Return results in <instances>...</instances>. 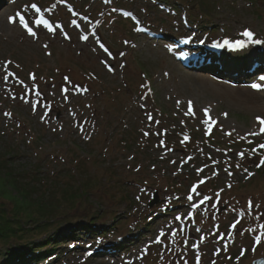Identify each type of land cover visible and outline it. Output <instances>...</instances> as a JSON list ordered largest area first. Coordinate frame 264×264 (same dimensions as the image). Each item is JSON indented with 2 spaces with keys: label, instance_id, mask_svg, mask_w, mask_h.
Masks as SVG:
<instances>
[{
  "label": "rangeland",
  "instance_id": "obj_1",
  "mask_svg": "<svg viewBox=\"0 0 264 264\" xmlns=\"http://www.w3.org/2000/svg\"><path fill=\"white\" fill-rule=\"evenodd\" d=\"M178 1L208 12V25L197 13L192 17L202 19L204 31L235 34L247 26L264 41V0ZM95 4L131 8L145 25L157 20L170 33L165 38L179 32L175 17L164 18L149 0H0V200L6 213L15 204L8 192L21 204L7 176L19 173L38 183L31 203L45 207L42 214L71 224L60 232L80 222L100 235L117 225V234L105 240L130 248L105 261L99 256L110 251L93 235V244L59 250L51 264H246L256 249L264 253V125L257 120L264 119V82L255 83L260 89L223 85L218 80H230V68L223 70L227 77L208 74L193 67V53L181 65L183 52L161 35L150 41L120 17L84 9ZM39 12L50 25L38 24ZM227 57L222 60L231 63ZM7 58L14 61L6 65ZM32 70L43 77L33 79ZM80 71H90L91 81ZM189 102L194 115H186ZM210 133L215 137L204 141ZM78 189L84 194L74 198ZM205 196L210 199L201 204ZM150 199H157L152 207ZM239 215L244 220L237 225ZM216 222L226 225L223 236L211 232ZM240 226L249 238L234 247L246 234Z\"/></svg>",
  "mask_w": 264,
  "mask_h": 264
},
{
  "label": "trees",
  "instance_id": "obj_2",
  "mask_svg": "<svg viewBox=\"0 0 264 264\" xmlns=\"http://www.w3.org/2000/svg\"><path fill=\"white\" fill-rule=\"evenodd\" d=\"M7 176L9 177V179H11L12 183L10 186H12L13 191L15 190V191L19 192L18 198H19V201L21 203V204L17 203L18 199H15V197L13 195L14 192H11V194L9 192H8L9 194L7 193V195L10 196L8 198L12 199V201L18 205V206L15 205V213H14L15 215L13 216L14 219H17V214L20 212L25 214L26 216H28L29 219L34 217V215H36L37 213L44 212L45 207L40 206V204L37 202H35V204L31 203V200L33 199L31 196L32 195L31 192H33V189H34V187L32 185H30L26 181H23V179H20L19 173H18V175L9 173V175H7ZM7 182H9V181L7 180ZM1 192L3 195V193L5 191L1 190ZM83 194L84 193L82 192V190L78 189V191L75 194L76 196L74 198H76V197L79 198V196H82ZM3 207H4L3 205H0V239L6 240L11 235L15 234L13 232L16 229H19V226L16 223H14L13 221L9 220L8 217L5 216V212H4L5 209ZM36 207H38L39 210H41V209H43V210L39 211ZM110 227H111V229L115 228V226H113V225ZM70 237H73V236H70ZM50 251H52V250H48V252H50Z\"/></svg>",
  "mask_w": 264,
  "mask_h": 264
},
{
  "label": "snow or ice",
  "instance_id": "obj_3",
  "mask_svg": "<svg viewBox=\"0 0 264 264\" xmlns=\"http://www.w3.org/2000/svg\"><path fill=\"white\" fill-rule=\"evenodd\" d=\"M32 7H33V8H37V6H36L35 4H33ZM37 11H39V8H37ZM21 22H23V17H21ZM44 23L47 24V21H44ZM25 27H27V24H25ZM28 31H29L30 34L35 35V33L32 31V29L29 28ZM244 34H245L246 36H248V37H251V36L253 35V33H252L251 31H245ZM83 38H84V39H87V37H83ZM101 47L104 48V45L101 44ZM104 50H105V52L108 51L106 48H104ZM8 63H11V62H8ZM5 67H6V65H5ZM9 75H14V74L9 73L8 75H5V76H4V79L7 80V79L9 78ZM33 79H34V76H33ZM65 79H67V78H65ZM253 87H254V88H257V89H260V88L262 87V85H261V84H254ZM207 111H208V110H205V113H207ZM9 115H10V114H9ZM186 115H194V113H193L192 110H191V102H189V112L186 113ZM149 118H151V117H149ZM257 120H259L260 123H261L262 125H264V119H261L260 117H257ZM205 123H207V121H205ZM261 132H264V127L261 128ZM258 134H259V133H252V135H258ZM185 139H188L187 135H185ZM259 147L264 148V145H260ZM253 151H255V149H253ZM240 155L243 156V153H241ZM260 163H261V164H264V159H261V162H260ZM237 166H239V165H237ZM257 166L259 167L260 165H257ZM198 171H201V170H198ZM245 171H247V170H245ZM203 182H204L203 180L200 181V183H203ZM191 192H192V193H196L197 195H199V193L197 192V186H196V185H193V186H192ZM192 199H193L192 194H189V195H188V200L191 201ZM208 199H210V198L207 197V196H205V197L203 198V200H201L200 203L202 204L205 200H208ZM249 204H250V206H251V202H249ZM192 207H196V205H192ZM176 219L179 220L180 217L177 216ZM260 240H261V237H260V236H257V237H256V242L259 243ZM242 254H243V252H242Z\"/></svg>",
  "mask_w": 264,
  "mask_h": 264
},
{
  "label": "bare ground",
  "instance_id": "obj_4",
  "mask_svg": "<svg viewBox=\"0 0 264 264\" xmlns=\"http://www.w3.org/2000/svg\"><path fill=\"white\" fill-rule=\"evenodd\" d=\"M250 53H252V54L249 55L250 58H248V59H253L254 56H256V55H260L257 51H253V52H250ZM254 59H255V58H254Z\"/></svg>",
  "mask_w": 264,
  "mask_h": 264
},
{
  "label": "water",
  "instance_id": "obj_5",
  "mask_svg": "<svg viewBox=\"0 0 264 264\" xmlns=\"http://www.w3.org/2000/svg\"><path fill=\"white\" fill-rule=\"evenodd\" d=\"M252 264H264V259L254 261Z\"/></svg>",
  "mask_w": 264,
  "mask_h": 264
}]
</instances>
